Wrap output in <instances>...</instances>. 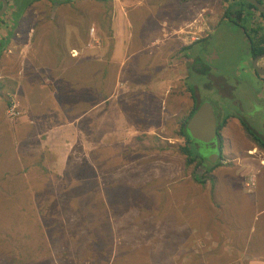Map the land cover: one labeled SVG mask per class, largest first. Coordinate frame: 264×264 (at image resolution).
<instances>
[{"label": "rangeland", "instance_id": "obj_1", "mask_svg": "<svg viewBox=\"0 0 264 264\" xmlns=\"http://www.w3.org/2000/svg\"><path fill=\"white\" fill-rule=\"evenodd\" d=\"M27 11L8 8L0 25L7 17L14 28ZM140 12L145 9L133 14ZM33 18L31 12L29 20ZM214 32L200 46L214 47L215 53L210 49L199 54L215 68L205 61L197 68H171L185 78L175 75L165 83L164 96L169 97L164 111H160L162 98L156 100L150 88L145 93L136 90L123 104L121 114H128L125 110L132 114L125 116V123L131 129L136 123V128L134 133L119 131L108 139L107 160L114 162L121 155L120 169L86 168L74 182V169L69 168L71 182L65 185L58 180L62 168H44L36 162L40 144L14 143L12 149L7 125H0V264H10L15 255L22 264H264V151L248 139L240 121L242 117L264 133V111L249 112L262 99L264 80L234 64L237 55L248 51L231 21H221ZM96 33V28L90 29L91 36ZM91 36L87 47L100 48L102 42ZM239 75L236 88L237 80L232 79ZM142 79L147 80V75ZM243 79L245 85L240 84ZM54 97L61 106L56 93ZM205 104L212 105L217 124L229 113L235 116L222 130L224 160L209 175L205 170L214 164L206 159L207 165L198 169L194 163L187 165L184 138L176 135L185 116ZM115 106H110L111 117L118 119ZM44 109L49 111L50 106ZM113 124L117 122L111 119L108 126ZM26 130L23 126L19 133ZM73 149L72 155H81L79 143ZM100 153H92L95 160ZM48 228L63 230L54 234Z\"/></svg>", "mask_w": 264, "mask_h": 264}, {"label": "crops", "instance_id": "obj_2", "mask_svg": "<svg viewBox=\"0 0 264 264\" xmlns=\"http://www.w3.org/2000/svg\"><path fill=\"white\" fill-rule=\"evenodd\" d=\"M233 4V0L14 1L10 11L14 7L27 9L28 16L17 18L14 28L7 17L8 21L0 25L3 43L0 44V125H7L12 149L14 143L40 144L41 153L35 156L40 160L35 159L36 162L46 168L50 165L62 168L58 180L65 185L71 182L67 176L69 168L74 169V182L86 168L97 172L112 167L120 169L121 162L117 161H121V155L114 162L107 160L108 139L119 131L134 133L136 128V123L133 129L125 123V116L132 114L129 110H125L128 114H121L123 104L136 90L145 93L150 88L156 100L162 98V112L169 97L164 96L166 84L175 75L183 77L176 70L172 73L171 68H197L204 61L207 67L215 68L199 53L214 49V54L216 49L200 44L214 35L221 21H229L223 16ZM142 8L145 12L133 14ZM31 12L34 18L30 21ZM165 26L170 31L164 32ZM93 27L97 30L94 36L102 42L97 49L87 47ZM5 34L9 37L4 38ZM243 47L248 52L237 55L234 64L244 73L254 72L253 57L245 41ZM260 65L264 67V59ZM146 75L147 80L142 79ZM55 93L61 106L57 105ZM12 97L19 99L25 113L16 125L6 117ZM47 104L49 111L44 109ZM111 105H116L115 112L121 115L118 119L111 117ZM111 119L117 124L110 128ZM157 120L165 121V118ZM23 126L28 130L21 135L19 130ZM140 130H144L142 126ZM77 143L81 147L80 156L70 153L73 148L75 152ZM96 150L102 153L97 160L92 154ZM24 153L31 155L33 150Z\"/></svg>", "mask_w": 264, "mask_h": 264}, {"label": "trees", "instance_id": "obj_3", "mask_svg": "<svg viewBox=\"0 0 264 264\" xmlns=\"http://www.w3.org/2000/svg\"><path fill=\"white\" fill-rule=\"evenodd\" d=\"M9 1V7L11 6V1ZM15 2H18V0H14ZM264 5V0H259ZM234 4L228 7L224 12V19L229 20L233 23L236 29L240 30L239 35H243L244 41L248 44V47L250 49L251 55L254 59L259 54L264 53V14L259 11V9L251 4L250 2L244 1V0H233ZM239 5V6H238ZM2 6V3L0 2V8ZM21 9V8H17ZM224 20V21H225ZM228 21V22H229ZM237 27V28H236ZM254 73L257 75L258 78L261 80H264V76L260 75L256 70H254ZM235 81V87L236 84L240 81V75L238 77H235L232 79V81ZM245 79H243V82L240 83L241 85H245ZM249 84V83H248ZM237 88V87H236ZM264 89V88H263ZM254 108L249 109V112L255 113L256 109H260L264 111V93H262V99L256 100L254 103ZM197 107L193 108L189 115L185 116V123L179 125L176 135L178 137L184 138V145L182 147L183 152L186 156V164L191 165L195 164V169H198L200 167H204L207 165L205 162L206 158H204L200 153L196 150L192 137L190 135L191 132V120L193 117V114L195 112ZM230 115L225 118L222 123L218 124V136L220 140V148H221V160H224V153H223V136H222V130L227 125L228 119L234 118V114L229 113ZM187 118V120H186ZM241 124L243 126V131L248 137L249 140H251L256 147L264 151V133L261 129L258 130L256 126H252L246 119L240 117ZM261 122L264 123V113L261 117ZM264 126V125H263ZM152 139H157V136H152ZM160 150H164L166 147H158ZM174 150H177V148H174ZM220 165V162L214 164L213 168H208L205 170V175H209V173L215 168ZM210 177V176H209ZM214 193V189H212V194ZM62 226L60 224L59 228ZM52 233L58 234L59 230L62 231L63 229H59L58 231H53L51 228H48ZM60 233V232H59ZM72 234V232H71ZM74 234V233H73ZM18 240V239H17ZM164 241L163 238H161L160 243ZM160 243L152 244V246L155 248ZM12 245V244H11ZM181 246V244H178ZM111 257V256H110ZM16 262V264H22L20 260L19 255H15V258L13 259V262ZM11 262L10 264H13ZM26 262H23L25 264ZM68 264H72L69 262ZM159 264H161L159 262ZM229 264V263H228Z\"/></svg>", "mask_w": 264, "mask_h": 264}, {"label": "water", "instance_id": "obj_4", "mask_svg": "<svg viewBox=\"0 0 264 264\" xmlns=\"http://www.w3.org/2000/svg\"><path fill=\"white\" fill-rule=\"evenodd\" d=\"M256 6L264 14V5L259 0H244ZM0 17L7 11L8 0H0ZM264 59V53L257 55L253 59L254 69L264 76V67L260 61ZM218 124L213 107L205 104L194 113L191 120L190 135L196 150L210 162L216 163L221 158L220 140L218 136Z\"/></svg>", "mask_w": 264, "mask_h": 264}, {"label": "built area", "instance_id": "obj_5", "mask_svg": "<svg viewBox=\"0 0 264 264\" xmlns=\"http://www.w3.org/2000/svg\"><path fill=\"white\" fill-rule=\"evenodd\" d=\"M93 29V28H92ZM99 40V38L93 35L92 40ZM24 116V112L21 108L20 102L16 97H12L7 108H6V117L10 123H15Z\"/></svg>", "mask_w": 264, "mask_h": 264}, {"label": "clouds", "instance_id": "obj_6", "mask_svg": "<svg viewBox=\"0 0 264 264\" xmlns=\"http://www.w3.org/2000/svg\"><path fill=\"white\" fill-rule=\"evenodd\" d=\"M2 7V6H1ZM8 8H9V6H8ZM7 12V11H6ZM93 28H95V27H93ZM255 70V69H254ZM18 99V98H17ZM10 100L11 99H9V102H10ZM18 101H19V99H18ZM20 102V101H19ZM9 104V103H8ZM21 105V104H20ZM8 106V105H7ZM22 108V107H21ZM23 110V109H22ZM195 112H196V110H195ZM194 112V113H195ZM194 115V114H193ZM218 129V128H217ZM222 147H223V145H222ZM205 158V157H204ZM207 159V158H206ZM208 160V159H207ZM218 162H220V160H218L216 163H218ZM212 163V162H211ZM216 163H212V164H216Z\"/></svg>", "mask_w": 264, "mask_h": 264}, {"label": "flooded vegetation", "instance_id": "obj_7", "mask_svg": "<svg viewBox=\"0 0 264 264\" xmlns=\"http://www.w3.org/2000/svg\"><path fill=\"white\" fill-rule=\"evenodd\" d=\"M163 31H164V32H166V31H170V29H168V26H167V27L165 26V27L163 28ZM164 32H163V34H165Z\"/></svg>", "mask_w": 264, "mask_h": 264}]
</instances>
